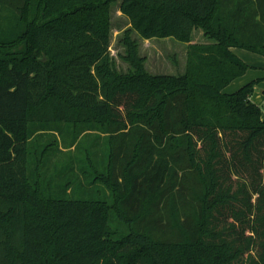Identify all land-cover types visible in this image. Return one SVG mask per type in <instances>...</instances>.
Returning a JSON list of instances; mask_svg holds the SVG:
<instances>
[{
    "label": "trees",
    "instance_id": "trees-1",
    "mask_svg": "<svg viewBox=\"0 0 264 264\" xmlns=\"http://www.w3.org/2000/svg\"><path fill=\"white\" fill-rule=\"evenodd\" d=\"M115 2L0 0V264H264V0H121L126 72Z\"/></svg>",
    "mask_w": 264,
    "mask_h": 264
},
{
    "label": "rangeland",
    "instance_id": "rangeland-1",
    "mask_svg": "<svg viewBox=\"0 0 264 264\" xmlns=\"http://www.w3.org/2000/svg\"><path fill=\"white\" fill-rule=\"evenodd\" d=\"M121 0H117L111 8V44L110 51L113 56L116 67L122 72H126L129 64L123 59L125 54V47L122 43L124 32L131 29L130 20L120 10ZM132 37L139 42V52L146 57L147 69L154 74H179L183 73L186 68L187 59V43L178 41L174 38H153L145 40L140 37L136 31H132ZM206 38L202 30H195L193 32V42H204ZM237 54L243 58L244 61L252 63L256 66L260 64V60L264 57L250 52L245 49L235 48ZM258 63V64H257ZM258 68H253L254 73L262 71Z\"/></svg>",
    "mask_w": 264,
    "mask_h": 264
},
{
    "label": "crops",
    "instance_id": "crops-1",
    "mask_svg": "<svg viewBox=\"0 0 264 264\" xmlns=\"http://www.w3.org/2000/svg\"><path fill=\"white\" fill-rule=\"evenodd\" d=\"M234 52L237 54V50L234 49ZM238 55V54H237ZM239 56V55H238ZM240 58H242L241 56H239ZM243 59V58H242ZM248 63V62H247ZM250 65H252L254 68H258V66H261L260 68L262 69V71L260 70V72H258L257 74L253 72V68L250 69L244 76L236 79L234 82H232L228 87H227V91L228 92H233L236 91L238 88H240L241 86H243L244 84H246L247 82L255 79V78H259V77H263L264 76V60H260V64L258 66L249 63ZM258 64V63H257ZM264 81L261 82L255 93L254 96L252 97L253 101H255L258 104H262L264 105Z\"/></svg>",
    "mask_w": 264,
    "mask_h": 264
}]
</instances>
